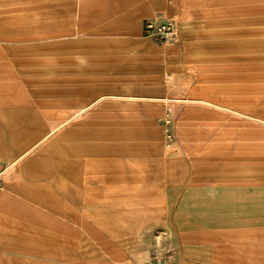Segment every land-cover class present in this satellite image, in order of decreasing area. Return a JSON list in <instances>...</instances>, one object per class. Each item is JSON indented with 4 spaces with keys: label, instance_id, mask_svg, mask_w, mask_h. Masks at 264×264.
<instances>
[{
    "label": "rangeland",
    "instance_id": "rangeland-1",
    "mask_svg": "<svg viewBox=\"0 0 264 264\" xmlns=\"http://www.w3.org/2000/svg\"><path fill=\"white\" fill-rule=\"evenodd\" d=\"M0 22L2 143L62 125L0 155V264H264V0H0ZM100 174L120 199H90Z\"/></svg>",
    "mask_w": 264,
    "mask_h": 264
},
{
    "label": "crops",
    "instance_id": "crops-1",
    "mask_svg": "<svg viewBox=\"0 0 264 264\" xmlns=\"http://www.w3.org/2000/svg\"><path fill=\"white\" fill-rule=\"evenodd\" d=\"M22 14V13H20ZM7 27V24L6 23H3V22H0V32H4V28ZM7 30V29H6ZM12 37V35L10 34H6V33H0V41L2 40H5V41H10L9 38ZM13 38V37H12ZM24 61V60H23ZM26 62V61H24ZM40 85V84H39ZM38 82L35 83L32 87V89H39L40 91L42 90L43 92H53L55 94H60V95H66L67 97L71 96L72 95V90L71 89H64L66 90V92H62V90H60V88L58 87H48V86H44L42 85L41 87H38ZM63 90V91H64ZM101 99V98H99ZM68 102V106H71V103H70V99L66 100ZM88 108V105L83 107L82 110H80V112L82 111H85V109ZM79 112V113H80ZM62 127V125H56L54 127H52V129L50 128V130L48 128H46L43 133L41 134H38V135H41L39 138H36V136L34 138H30L31 140H28V141H25L24 142V137L28 136L29 132L27 131H22V130H18L19 132L17 133V131L14 132L15 136L17 135V140L15 141L14 139H10V143L8 144H3L1 139H0V155L4 156V157H8L9 155H11L14 150H19V151H22L20 152V159H23L25 157H27L28 155H30L33 151H35L42 143H44L45 141H47L51 136H53L60 128ZM32 130H30L31 132ZM35 132H32L31 134L33 135ZM8 136H14L12 132L8 133ZM36 138V139H35ZM35 139V140H34ZM33 141V142H32ZM30 142H32V144H30ZM32 160V159H31ZM28 160L24 163V169H26V173L27 174H30V171H31V167H30V164H34V160ZM0 162L2 163H11V161L7 160V161H4V160H0ZM85 168L88 169L89 167V163L87 164H84ZM108 171H103V173H106ZM12 173L9 172L7 174V176H9L10 174ZM7 176L4 178V181H3V184L5 182V179L7 178ZM118 175L116 174V177H114L111 182L109 181L111 178L108 177V175H105L103 176L102 174L99 175V177L95 180L97 183L99 182V186L97 188V193L92 197H90V199L93 201H98L99 198L102 199L103 198V191L105 192L104 194V198H108L110 200H118L121 198V196L119 194H116L114 196H108L107 192H108V189H109V186H111L113 188L114 191H118ZM2 189H3V185H2ZM1 189V190H2ZM89 199V197H88ZM68 216L69 217H73L75 216L73 213H68ZM49 238H54L53 235L49 236ZM54 247V244L51 245L50 248ZM25 253L27 254H31V255H41V256H44V252L41 253L39 251H26Z\"/></svg>",
    "mask_w": 264,
    "mask_h": 264
},
{
    "label": "built area",
    "instance_id": "built-area-1",
    "mask_svg": "<svg viewBox=\"0 0 264 264\" xmlns=\"http://www.w3.org/2000/svg\"><path fill=\"white\" fill-rule=\"evenodd\" d=\"M143 33L148 36H155L160 40L167 39L169 35L173 33V27L170 23H154L151 21H146L143 25ZM14 164L12 163H2L0 162V190L2 189L4 178L9 172H11Z\"/></svg>",
    "mask_w": 264,
    "mask_h": 264
},
{
    "label": "bare ground",
    "instance_id": "bare-ground-1",
    "mask_svg": "<svg viewBox=\"0 0 264 264\" xmlns=\"http://www.w3.org/2000/svg\"><path fill=\"white\" fill-rule=\"evenodd\" d=\"M167 123H169V122H167Z\"/></svg>",
    "mask_w": 264,
    "mask_h": 264
}]
</instances>
